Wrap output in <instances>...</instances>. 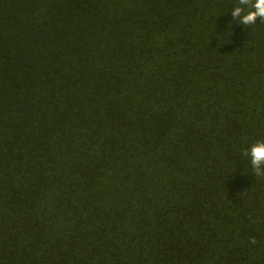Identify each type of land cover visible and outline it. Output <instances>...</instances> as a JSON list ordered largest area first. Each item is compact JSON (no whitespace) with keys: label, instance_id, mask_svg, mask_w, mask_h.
I'll use <instances>...</instances> for the list:
<instances>
[{"label":"trees","instance_id":"obj_1","mask_svg":"<svg viewBox=\"0 0 264 264\" xmlns=\"http://www.w3.org/2000/svg\"><path fill=\"white\" fill-rule=\"evenodd\" d=\"M237 4L0 0V264H264Z\"/></svg>","mask_w":264,"mask_h":264},{"label":"clouds","instance_id":"obj_2","mask_svg":"<svg viewBox=\"0 0 264 264\" xmlns=\"http://www.w3.org/2000/svg\"><path fill=\"white\" fill-rule=\"evenodd\" d=\"M232 17L244 26L256 24L257 19L264 21V0H238L231 10ZM257 177H264V140L252 144L246 151Z\"/></svg>","mask_w":264,"mask_h":264}]
</instances>
